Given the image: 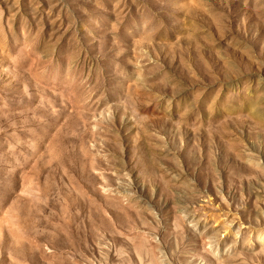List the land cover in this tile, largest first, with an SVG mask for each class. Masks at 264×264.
<instances>
[{"label": "rangeland", "instance_id": "rangeland-1", "mask_svg": "<svg viewBox=\"0 0 264 264\" xmlns=\"http://www.w3.org/2000/svg\"><path fill=\"white\" fill-rule=\"evenodd\" d=\"M0 264H264V0H0Z\"/></svg>", "mask_w": 264, "mask_h": 264}]
</instances>
